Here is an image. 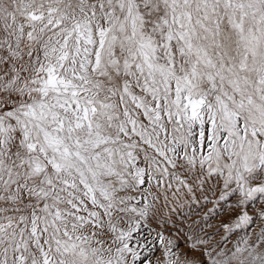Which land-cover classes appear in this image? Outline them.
Returning a JSON list of instances; mask_svg holds the SVG:
<instances>
[{"label":"snow or ice","instance_id":"snow-or-ice-1","mask_svg":"<svg viewBox=\"0 0 264 264\" xmlns=\"http://www.w3.org/2000/svg\"><path fill=\"white\" fill-rule=\"evenodd\" d=\"M0 264H264V0H0Z\"/></svg>","mask_w":264,"mask_h":264}]
</instances>
